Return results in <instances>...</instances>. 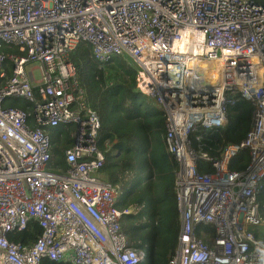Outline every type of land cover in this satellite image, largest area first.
Returning a JSON list of instances; mask_svg holds the SVG:
<instances>
[{
  "label": "built area",
  "instance_id": "2783aa9c",
  "mask_svg": "<svg viewBox=\"0 0 264 264\" xmlns=\"http://www.w3.org/2000/svg\"><path fill=\"white\" fill-rule=\"evenodd\" d=\"M80 43L99 63L128 56L136 89L162 109L180 221L167 264H264V6L255 0H0V46L13 48L0 50V264L143 261L121 228L132 209L97 173L100 118L70 60ZM239 100L252 105L245 138L218 158L198 152L200 131L224 128ZM61 126H73L64 168L52 163L49 135ZM243 149L248 163L230 169ZM32 221L41 228L32 243L10 239Z\"/></svg>",
  "mask_w": 264,
  "mask_h": 264
},
{
  "label": "trees",
  "instance_id": "16d2710c",
  "mask_svg": "<svg viewBox=\"0 0 264 264\" xmlns=\"http://www.w3.org/2000/svg\"><path fill=\"white\" fill-rule=\"evenodd\" d=\"M264 6V0H255ZM0 50L8 55L13 48L2 44ZM76 67L77 79L84 89L86 101L100 118L98 147L104 162L98 176L122 190L118 206L132 212L121 219V228L131 245L144 252L141 264H167L179 231V212L174 190V175L178 168L175 159L164 146V118L161 111L152 109L145 95L136 89V70L130 58L118 56L110 62L94 60L88 44L80 43L70 54ZM10 61L6 57L5 68ZM8 104L30 111L24 100L13 98ZM252 105L239 100L229 108L224 129L202 132L199 142L193 140L198 152L218 158L229 143L242 141L251 124ZM62 128L49 130L54 166L65 167L63 150L72 145ZM249 161L248 150L240 151L229 168L243 169ZM201 171H212L210 163L198 162ZM260 214L264 218V183L260 196ZM36 222L11 235L10 239L30 244L40 234ZM264 233V232H263ZM46 264H64L48 262Z\"/></svg>",
  "mask_w": 264,
  "mask_h": 264
},
{
  "label": "rangeland",
  "instance_id": "374dc122",
  "mask_svg": "<svg viewBox=\"0 0 264 264\" xmlns=\"http://www.w3.org/2000/svg\"><path fill=\"white\" fill-rule=\"evenodd\" d=\"M124 56H125V55H124ZM126 57H128V56H126ZM128 58H129V57H128ZM31 65H33V66H37L36 63H34V64H30V65H28L27 69L31 68V67H32ZM132 65L135 67V70H136V73H137L139 67H138L136 64H134L133 62H132ZM35 75H36V76L38 75V69H37V68L35 69ZM142 98H143V100H146V101L149 102V105H150V107H151L152 109H158V106L156 105V103H155L153 100L149 99V97H147L146 95H142ZM61 128H62L61 133H63V135H64L67 139H69V140H71V141L73 142V139L71 138V132L73 131V126H61ZM224 128H225V127H224ZM224 128H222V129H224ZM222 129H221V130H222ZM202 132H204V131H200V133H202ZM121 197H122V196L119 197V200H118V201H120V200L122 199Z\"/></svg>",
  "mask_w": 264,
  "mask_h": 264
},
{
  "label": "bare ground",
  "instance_id": "6f19581e",
  "mask_svg": "<svg viewBox=\"0 0 264 264\" xmlns=\"http://www.w3.org/2000/svg\"><path fill=\"white\" fill-rule=\"evenodd\" d=\"M186 45H187V42H186V39H184V40L182 41L181 48L184 49V48L186 47ZM195 49H196V50H199L198 47H196ZM202 66H203V67H206V68H208V69H211V70H213V71H217V64L214 63V62H205V63L202 64ZM217 80H218V78H217Z\"/></svg>",
  "mask_w": 264,
  "mask_h": 264
},
{
  "label": "crops",
  "instance_id": "0c3cea01",
  "mask_svg": "<svg viewBox=\"0 0 264 264\" xmlns=\"http://www.w3.org/2000/svg\"><path fill=\"white\" fill-rule=\"evenodd\" d=\"M158 110L162 112V109H161L159 106H158ZM162 114H163V112H162ZM164 146H165V145H164ZM166 152H167V151H166ZM167 153H168V152H167ZM168 154H169V153H168ZM169 155H170V154H169ZM238 155H239V154H238ZM238 155H237L235 158H237ZM235 158H234V159H235ZM118 202H119V201H118Z\"/></svg>",
  "mask_w": 264,
  "mask_h": 264
}]
</instances>
